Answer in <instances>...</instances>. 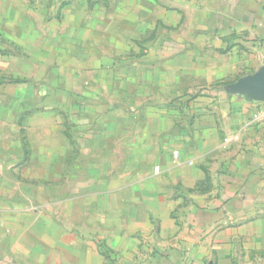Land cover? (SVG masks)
I'll return each mask as SVG.
<instances>
[{"label":"crops","instance_id":"0c3cea01","mask_svg":"<svg viewBox=\"0 0 264 264\" xmlns=\"http://www.w3.org/2000/svg\"><path fill=\"white\" fill-rule=\"evenodd\" d=\"M255 112L264 0H0V264H264Z\"/></svg>","mask_w":264,"mask_h":264},{"label":"built area","instance_id":"2783aa9c","mask_svg":"<svg viewBox=\"0 0 264 264\" xmlns=\"http://www.w3.org/2000/svg\"><path fill=\"white\" fill-rule=\"evenodd\" d=\"M263 117H264V112H255L252 115V120L261 119ZM236 137L237 136H235V138ZM226 140H229V138H227ZM174 157H175V159H178L180 157V153L178 151L174 152ZM155 171L158 172L159 171V167H156Z\"/></svg>","mask_w":264,"mask_h":264}]
</instances>
